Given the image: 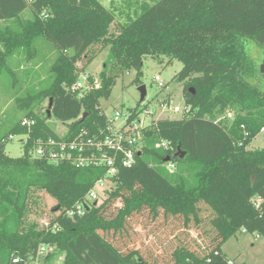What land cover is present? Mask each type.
<instances>
[{"label": "trees", "instance_id": "trees-1", "mask_svg": "<svg viewBox=\"0 0 264 264\" xmlns=\"http://www.w3.org/2000/svg\"><path fill=\"white\" fill-rule=\"evenodd\" d=\"M122 2L125 15L99 0H0V75L12 74L7 59L18 50L33 57L37 39L56 52L51 84L16 98L24 118L35 121L22 156H7L2 144L28 133L20 121L0 137V264L29 260L40 245L54 248L44 264L58 256L62 264H226L221 247L235 234L245 229L264 238V148L249 149L264 128V90L251 56L254 48L264 56V0ZM117 14L125 16L123 23L116 22ZM105 49L99 87L68 90ZM146 56L181 64L174 79L183 83L190 112L180 120H152L134 165L118 168L107 198L68 218L65 212L105 169L54 165L31 159L28 151L38 138H57L50 121L66 126L65 138L104 130L100 100L110 97L124 72L134 71L133 83L141 86ZM45 101L47 110L39 114ZM139 106L129 109L132 116ZM226 112H233L230 126L215 124ZM160 141L168 148H156ZM166 158L174 171L166 168ZM37 193L55 202L44 224L28 220ZM201 207L209 219L201 218ZM140 220L153 239L154 224L176 223L177 236L155 244L160 257L149 247L142 252L116 245L115 237Z\"/></svg>", "mask_w": 264, "mask_h": 264}, {"label": "rangeland", "instance_id": "rangeland-1", "mask_svg": "<svg viewBox=\"0 0 264 264\" xmlns=\"http://www.w3.org/2000/svg\"><path fill=\"white\" fill-rule=\"evenodd\" d=\"M122 1L124 0H99L104 7L122 10V13L125 15L129 10L127 6L123 7L121 5ZM129 1L131 3L137 2L153 5L158 0ZM124 15L120 16L117 14L116 22L123 23L125 21ZM23 17L27 19L30 18V15L25 13ZM34 45L36 54L33 57L28 60L25 58L23 51L18 50L7 59V64L12 74L2 73L0 75V137L12 124L24 119V112L16 105V98L23 96L28 91L47 88L51 84L50 66L56 58V52L49 42L41 38L37 39ZM251 56L256 64L258 76L262 80L260 89L264 90V56L255 48L251 51ZM107 59L108 52L105 49L86 68L85 72L97 77ZM167 62L168 59L165 57L155 58L146 56L143 58L140 82L145 87L146 96L141 103L139 102L140 95L138 91L140 86L133 83L135 72L132 70L124 72L116 80L110 97L108 99H101L99 102V107L105 116L111 119L115 111L125 113L127 110L133 109L140 104L138 109L141 119L144 118L141 113L144 109H147L151 114L147 118L151 117L154 120H180L182 114L173 113L172 109L174 107L182 109L184 106L182 96L183 83H179L174 79L175 75L181 70V64L173 61L167 65ZM155 77H157V81H154ZM158 83H161L163 87L159 88L157 86ZM46 110L47 101L39 106L37 112L42 114ZM218 116L221 117V115ZM50 124L56 134H62L66 131V126L61 123L50 121ZM21 140L20 136H14L12 140L4 139L2 142L4 153L11 158L21 157L23 154ZM262 148H264V133L258 135L249 146L251 150ZM108 194L109 190L105 192L106 198ZM37 196L39 199L37 204L32 206V213L29 215L28 220L44 224L51 217V209L55 205V202L44 193H37ZM112 206L115 207L118 204ZM200 215L203 220L210 218V214L202 207ZM144 222L146 221L140 220L137 224L132 223V227L128 228L127 233L121 236L117 235L114 241L121 250H129L135 247L141 248V251L145 252L146 247H149L153 253L152 256L160 257L161 250L157 249V240L158 238L159 240H163L164 237L168 238L170 235L177 236L178 229L175 226L176 223L173 222L166 226L161 225L159 222L154 224L155 226L151 228H154L153 232H156L157 235L153 239L146 232L147 229L143 226ZM196 233L198 232L192 231V236L196 237ZM154 240H156V243H154ZM221 250L229 259H235L239 264H264V238L256 234H242L238 232L222 245ZM61 257L63 256L56 257L55 261H59Z\"/></svg>", "mask_w": 264, "mask_h": 264}, {"label": "built area", "instance_id": "built-area-1", "mask_svg": "<svg viewBox=\"0 0 264 264\" xmlns=\"http://www.w3.org/2000/svg\"><path fill=\"white\" fill-rule=\"evenodd\" d=\"M32 0H28L31 2ZM157 77L154 81H157ZM99 80L86 72L80 73L76 82L68 88L71 92H82L85 90L97 89ZM157 86L163 87L161 83ZM173 113H181L182 117L189 114L190 107L183 106L182 109L174 107ZM144 118H140L138 112L135 116L127 110L125 113L115 111L111 119L107 118V125L104 130H101L97 135H91L86 130H81L78 134L71 138H65L66 131L62 134H57V138H38L33 141L31 148L28 151V156L31 159L46 160L51 164L57 165L60 163H68L75 168H103L105 174L97 180L85 198L77 203L73 209L67 210L65 215L68 218L81 216L90 208L91 203H101L106 199L105 192L111 190L114 185L115 175L118 168H131L135 163V155L140 152L144 146V132L150 122L154 119L147 118L151 115L147 109L143 112ZM233 119V112L217 116L214 120L215 124L221 127L228 128ZM35 125V121L24 118L20 121V126L27 129V134L20 136L22 145L25 144L29 137L31 128ZM243 128V127H242ZM264 133V128L260 134ZM259 134V135H260ZM14 136L8 139L12 140ZM156 148L167 149L168 144L165 141H160L155 145ZM165 166L168 170L174 171L175 164L166 162ZM87 209V210H88ZM242 234H247L246 230H241ZM54 253V248L50 246L40 245L35 255L29 260L19 262L18 258H14V264H44V259ZM53 259L49 264H62L63 257L59 261ZM226 264H239L235 259H227Z\"/></svg>", "mask_w": 264, "mask_h": 264}, {"label": "water", "instance_id": "water-1", "mask_svg": "<svg viewBox=\"0 0 264 264\" xmlns=\"http://www.w3.org/2000/svg\"><path fill=\"white\" fill-rule=\"evenodd\" d=\"M263 73H264V69H263ZM138 91H139V95H140V99H139V102H143L144 99H145V96H146V91H145V87L142 85L138 88ZM50 107H51V99L49 100V104H48V110H47V114L48 116H50ZM139 155V154H138ZM184 156V153H181L180 155V158H182ZM169 161V158H166L164 160V163L168 162ZM88 208H86L87 210Z\"/></svg>", "mask_w": 264, "mask_h": 264}]
</instances>
